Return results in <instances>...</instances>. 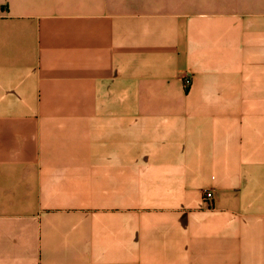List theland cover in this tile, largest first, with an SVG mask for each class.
Here are the masks:
<instances>
[{
	"label": "crops",
	"instance_id": "1",
	"mask_svg": "<svg viewBox=\"0 0 264 264\" xmlns=\"http://www.w3.org/2000/svg\"><path fill=\"white\" fill-rule=\"evenodd\" d=\"M263 220L264 0H0V264H264Z\"/></svg>",
	"mask_w": 264,
	"mask_h": 264
},
{
	"label": "built area",
	"instance_id": "2",
	"mask_svg": "<svg viewBox=\"0 0 264 264\" xmlns=\"http://www.w3.org/2000/svg\"><path fill=\"white\" fill-rule=\"evenodd\" d=\"M189 80L185 79V85H188ZM203 202L207 205H210L213 200V193L210 190L204 191L202 196Z\"/></svg>",
	"mask_w": 264,
	"mask_h": 264
},
{
	"label": "rangeland",
	"instance_id": "3",
	"mask_svg": "<svg viewBox=\"0 0 264 264\" xmlns=\"http://www.w3.org/2000/svg\"><path fill=\"white\" fill-rule=\"evenodd\" d=\"M203 196V195H202ZM264 221V220H263ZM255 236L259 239L262 238L263 240H257L254 243V250L256 252H260L264 254V234L262 237H260L257 233L255 234Z\"/></svg>",
	"mask_w": 264,
	"mask_h": 264
}]
</instances>
